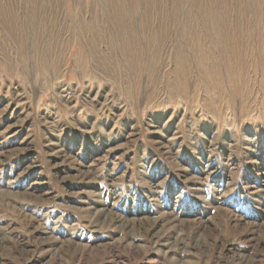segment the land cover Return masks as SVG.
<instances>
[{
	"label": "rangeland",
	"instance_id": "rangeland-1",
	"mask_svg": "<svg viewBox=\"0 0 264 264\" xmlns=\"http://www.w3.org/2000/svg\"><path fill=\"white\" fill-rule=\"evenodd\" d=\"M0 264H264V0H0Z\"/></svg>",
	"mask_w": 264,
	"mask_h": 264
}]
</instances>
